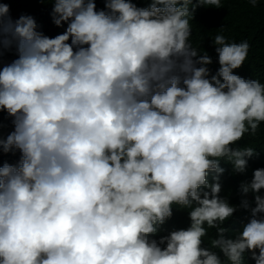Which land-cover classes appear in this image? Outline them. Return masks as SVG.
Wrapping results in <instances>:
<instances>
[{"label": "clouds", "instance_id": "1", "mask_svg": "<svg viewBox=\"0 0 264 264\" xmlns=\"http://www.w3.org/2000/svg\"><path fill=\"white\" fill-rule=\"evenodd\" d=\"M234 1L45 0L55 37L0 3V264H264V80L191 33Z\"/></svg>", "mask_w": 264, "mask_h": 264}, {"label": "trees", "instance_id": "2", "mask_svg": "<svg viewBox=\"0 0 264 264\" xmlns=\"http://www.w3.org/2000/svg\"><path fill=\"white\" fill-rule=\"evenodd\" d=\"M141 3L143 0H133L138 8L149 7V2ZM0 3H6L10 9V16L13 21L22 15L31 16L37 24V31L46 35L43 27L48 28V36L55 37L62 34L67 24L62 27H57L52 21V8L48 7V2L45 0H0ZM97 11L105 8L104 0H95ZM53 6V4H52ZM192 35L195 40L199 38L209 39L220 34V29L223 28V35L229 43H240L248 41L250 49L247 56V61L244 66V72L248 75H254L264 80V2L253 7L247 0H235L229 9L213 10L212 7L197 6L193 13V19L190 21ZM201 54L206 52L213 63L208 65L210 76L216 75L219 69L218 56L215 52L214 45L204 43L200 50ZM17 58L15 49H3V54L0 56V62L6 65ZM233 74L241 77L239 69L234 70ZM14 130L12 118L6 112H0V134L4 138ZM20 160L18 151L13 153L0 154V164L8 163L16 165ZM209 183H213L211 175L207 177ZM236 179L234 176L227 175L221 181L222 189L228 192L235 191ZM188 212V210H187ZM189 217V215H188ZM190 221V220H189ZM212 233H208L206 243L208 244Z\"/></svg>", "mask_w": 264, "mask_h": 264}]
</instances>
